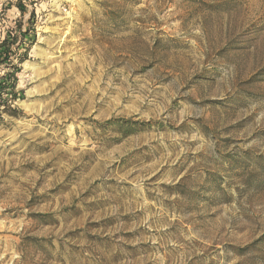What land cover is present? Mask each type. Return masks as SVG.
I'll return each instance as SVG.
<instances>
[{"label": "rangeland", "instance_id": "1", "mask_svg": "<svg viewBox=\"0 0 264 264\" xmlns=\"http://www.w3.org/2000/svg\"><path fill=\"white\" fill-rule=\"evenodd\" d=\"M10 30L0 264H264V0H0Z\"/></svg>", "mask_w": 264, "mask_h": 264}, {"label": "trees", "instance_id": "2", "mask_svg": "<svg viewBox=\"0 0 264 264\" xmlns=\"http://www.w3.org/2000/svg\"><path fill=\"white\" fill-rule=\"evenodd\" d=\"M21 10V8L19 9ZM21 32V31H19ZM22 36H27L28 32L21 33ZM16 36L10 30L5 35L0 34V67L7 68L6 73L0 77V107H11L15 102L16 98L13 94V90L16 84V73L19 72V67L13 64L6 63L9 61L10 53L13 52L12 46L15 43ZM20 64V63H19ZM8 99L1 100L2 96H7Z\"/></svg>", "mask_w": 264, "mask_h": 264}]
</instances>
